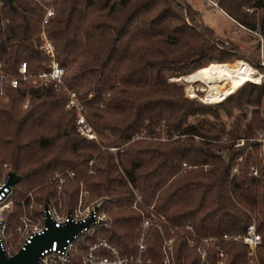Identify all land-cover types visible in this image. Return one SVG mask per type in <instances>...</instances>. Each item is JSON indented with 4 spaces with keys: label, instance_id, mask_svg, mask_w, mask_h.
Returning <instances> with one entry per match:
<instances>
[{
    "label": "trees",
    "instance_id": "trees-1",
    "mask_svg": "<svg viewBox=\"0 0 264 264\" xmlns=\"http://www.w3.org/2000/svg\"><path fill=\"white\" fill-rule=\"evenodd\" d=\"M216 4L264 41V0ZM47 6L54 13L45 30L65 67L64 84L31 88L27 108L22 107L24 81L7 85V100L0 99V164L7 162L20 175L14 204L6 213L10 228L22 212L21 199L28 206L32 198L37 213L36 205L51 197L70 208L82 187L87 201L105 198L102 207L108 218L94 236H105L123 253H132L142 220V210L131 203L136 190L172 224L190 223L200 235L217 236V250L226 252L225 264H244L246 249L221 240V234L242 232L254 218L261 234L256 259L264 264V161L258 143H248L255 128L264 129L259 107L264 78L246 81L214 103H200L185 94L182 83L169 79L206 67L211 60L230 65L227 61L237 54L187 0H4L0 61L8 74L17 75L21 61L30 74L46 65L38 43ZM238 58L263 69L260 58L244 53ZM64 86L81 97L98 140L78 132L75 110L65 107ZM246 105L252 109L244 123L237 115L228 124L222 120ZM239 138L245 143L237 147ZM109 146L119 148L112 151ZM239 155L242 159L236 162ZM183 162L196 167H184ZM252 164L257 175L250 173ZM67 170L74 177L58 194L50 180ZM162 241L151 228L148 253L154 261L162 256ZM174 254L177 260L197 261L182 234L174 241Z\"/></svg>",
    "mask_w": 264,
    "mask_h": 264
},
{
    "label": "built area",
    "instance_id": "built-area-1",
    "mask_svg": "<svg viewBox=\"0 0 264 264\" xmlns=\"http://www.w3.org/2000/svg\"><path fill=\"white\" fill-rule=\"evenodd\" d=\"M2 0H0V3ZM54 9L52 6H47L41 19V30L39 32L38 47L47 56V63L36 73L30 74L27 70L26 61H21L18 66V74L10 75L5 72L3 64L0 61V99L7 98L5 87L10 85L17 87L22 81L27 83V88L22 97V106H27L30 89L40 87L47 84H53L55 87H60L64 84L65 67L61 65L55 56V45L52 39L48 36L45 28L49 24L50 17L53 15ZM246 61V60H245ZM248 62V61H247ZM249 63V62H248ZM263 69L254 67L260 77L259 81L245 80L253 83H259L264 78V61L261 60ZM250 64V63H249ZM67 94L65 107L74 109L76 112V128L78 132L87 139L98 140V134L94 127L87 121L85 117V108L82 99L76 90L64 86ZM205 91L200 87L195 88ZM194 92V93H195ZM188 93V92H187ZM92 93L88 94L90 97ZM195 97L194 94H187ZM203 96H197L200 103H214L221 101L223 98L216 101H208ZM252 141L258 143V152L261 158H264V129L257 131V136ZM245 143L244 138L236 140L235 146L239 147ZM112 151H116L118 146H109ZM238 159V158H237ZM93 158L88 160L91 165ZM6 167L7 162L1 163ZM183 166L190 168L196 165L183 162ZM237 169V165L233 167V172ZM6 170L0 180V248L6 255H13L18 250L25 248V245L31 241V238L40 233L45 228V219L49 217L55 226L66 224L68 221L86 222L77 233L65 239L62 245H58L56 240L51 242L49 247L44 248L37 260L36 264H153L154 260L148 253V241L150 229L156 228L162 235V257L158 264H225L226 252L223 248H218L216 245L217 236H204L196 232L193 225L188 223L184 225L172 224L167 217L156 211L154 204H146L142 209V220L137 229L135 239L136 250L132 253H123L120 248L110 242L105 236L95 237L96 231L106 221L108 214L102 207L104 197L99 198L95 202L86 203L83 196L87 194V190L82 189L77 204L69 209H60L53 201H47L39 204V213L36 219L30 217L26 212H23L18 217V224L10 228L6 213L12 209L14 204L13 183L8 182L9 172ZM250 173L257 175L258 169L255 165L250 167ZM74 177V172L67 170L65 172H57L51 182L55 184L56 191L61 192L64 183ZM31 195V192L27 194ZM134 205H140L143 202L140 194L135 192ZM21 204L25 205V198L21 199ZM141 210V209H140ZM167 232L169 235H167ZM16 234L18 238H14ZM184 235L186 243L194 251L196 262L190 263L186 260H177L174 256V241L178 235ZM220 239L228 243L241 244L246 249V262L244 264H258L256 259V247L261 242V234L257 231L254 218L247 223L245 230L242 232H224ZM214 250L215 256H212Z\"/></svg>",
    "mask_w": 264,
    "mask_h": 264
},
{
    "label": "rangeland",
    "instance_id": "rangeland-1",
    "mask_svg": "<svg viewBox=\"0 0 264 264\" xmlns=\"http://www.w3.org/2000/svg\"><path fill=\"white\" fill-rule=\"evenodd\" d=\"M187 1L192 6L198 8L201 11L202 18H203L204 22L214 29V31L216 33V37L225 41L227 44L226 45L227 47L232 46L237 51L236 56H233L232 58L229 59V61H227V62H231L229 67L233 68L236 66H240L241 63H243V62H247V61H245V59L238 58V57H240L241 53L242 54L244 53V54L251 56L253 58H260L261 60L264 61V41L260 38V36L256 32L249 31L248 29H244L240 25L231 21L224 14V12L218 8V6L216 4V0H187ZM241 60H244V61H241ZM211 62H218V61L217 60H211V61L207 62L206 64L208 65ZM250 66H251V64H250ZM204 67L198 68L196 70L202 69ZM181 69L183 70L184 67H181ZM188 74H190V73H185V74L177 73V75L170 76L169 79L170 80H176L177 82L182 83L184 85L185 94H188V93L194 94L195 98H197V96H203L205 94V91H202L200 89H196V92H195V88H197V87L201 88L203 86L201 82L197 81V82H194L192 85H189L188 82L183 80V77H185ZM191 89H192L193 93L190 92ZM30 97L31 96L28 97L29 100H30ZM6 100H7V98H5V100H3V101H6ZM28 104H29V101H28ZM27 106L26 107L22 106V107L27 108ZM259 107L261 109V115L264 116V103L262 102L261 105H259ZM251 109H252L251 105H246L242 109H234L232 116L222 115L221 118H222V120H224L228 124L230 121H232L234 119L235 115H237V116L242 117V119H243L242 121L244 123L246 120H248L251 117ZM209 118H211V116H209ZM218 120H220V119H218ZM260 129L261 128H255L254 131L250 134L251 137L248 138L249 144L253 142L252 139L257 136V131ZM98 139H99V136H98ZM250 147L251 146L248 145V148H250ZM244 150L245 149L243 148L242 151H244ZM241 159H242V155H239L238 159H236V162H239ZM262 159L264 161V158H262ZM236 165H238V164H236ZM252 165H255V164H252ZM255 166L257 167V165H255ZM6 170H13L11 168L10 164L8 167H6L2 164V167L0 168V180H1L2 176L4 175V173L6 172ZM82 189L83 188L81 187L79 194H78V197H77L76 204L79 200V196L81 194ZM135 192H137V191L135 190ZM57 193L60 194V192H57ZM134 196L131 199L132 207L135 208L136 210H140V209L142 210L146 204L143 201L142 203H140V205H134ZM140 196H141V194H140ZM141 198H142V196H141ZM83 199L86 203H91V202L97 201L99 198H97L95 200L87 201V194H85L83 196ZM13 200H14V198H13ZM49 201H53L58 207H60V209H68L69 208L65 204H62L60 202L57 203L56 197H51V199ZM76 204H74V206ZM36 206L39 209V204ZM74 206H72V207H74ZM72 207H70V208H72ZM34 208H35V203H34V200L31 198L28 206L24 205L21 213L26 212L30 217H32L33 219H36L39 211L37 213L36 211H34ZM18 222H19V220H18ZM18 222L15 225H17ZM17 238H18V236H17ZM194 255H195V253H194ZM174 256H175V254H174ZM160 258L158 259V261H154L153 264H158L160 262ZM184 259L186 261L190 260V259H186V258H183L182 260H184Z\"/></svg>",
    "mask_w": 264,
    "mask_h": 264
},
{
    "label": "bare ground",
    "instance_id": "bare-ground-1",
    "mask_svg": "<svg viewBox=\"0 0 264 264\" xmlns=\"http://www.w3.org/2000/svg\"><path fill=\"white\" fill-rule=\"evenodd\" d=\"M255 72V68L248 62L233 68L216 62L186 75L183 80L189 85L197 81L201 82L203 85L201 89L206 90L204 99L216 101L235 91L238 86L246 82L245 80L259 81L260 77ZM190 92L193 93L192 89Z\"/></svg>",
    "mask_w": 264,
    "mask_h": 264
},
{
    "label": "water",
    "instance_id": "water-1",
    "mask_svg": "<svg viewBox=\"0 0 264 264\" xmlns=\"http://www.w3.org/2000/svg\"><path fill=\"white\" fill-rule=\"evenodd\" d=\"M19 178L20 175L15 170H11L8 182L15 184ZM86 224V222L68 221L57 227L49 217H46L44 230L36 233L25 245V248L18 250L13 255H6L0 248V264H36L40 252L49 247L53 240H56L58 245H62L66 238L77 233Z\"/></svg>",
    "mask_w": 264,
    "mask_h": 264
},
{
    "label": "crops",
    "instance_id": "crops-1",
    "mask_svg": "<svg viewBox=\"0 0 264 264\" xmlns=\"http://www.w3.org/2000/svg\"><path fill=\"white\" fill-rule=\"evenodd\" d=\"M220 9V8H219ZM224 12V11H223ZM226 16H227V14L226 13H224ZM228 17V16H227ZM229 18V17H228ZM230 19V18H229ZM231 20V19H230ZM231 21H233V20H231ZM234 22V21H233Z\"/></svg>",
    "mask_w": 264,
    "mask_h": 264
}]
</instances>
